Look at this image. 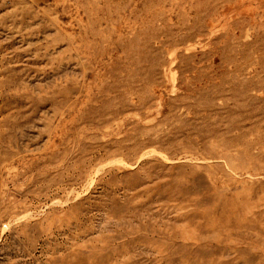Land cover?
<instances>
[{
	"label": "rangeland",
	"instance_id": "rangeland-1",
	"mask_svg": "<svg viewBox=\"0 0 264 264\" xmlns=\"http://www.w3.org/2000/svg\"><path fill=\"white\" fill-rule=\"evenodd\" d=\"M0 264H264V0H0Z\"/></svg>",
	"mask_w": 264,
	"mask_h": 264
}]
</instances>
